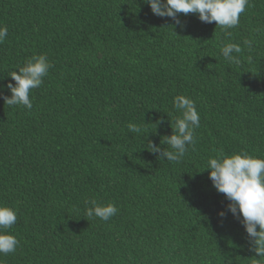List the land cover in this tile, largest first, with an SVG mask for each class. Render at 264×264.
<instances>
[{
  "label": "trees",
  "instance_id": "obj_1",
  "mask_svg": "<svg viewBox=\"0 0 264 264\" xmlns=\"http://www.w3.org/2000/svg\"><path fill=\"white\" fill-rule=\"evenodd\" d=\"M153 15L143 0H0V89L34 55L53 65L30 110L0 99V204L19 241L3 264H254L247 234L211 184L209 157L264 159V0H249L226 40L215 22ZM253 40L250 53L242 44ZM240 44L241 63L220 56ZM252 59L249 60L248 57ZM200 127L180 163L147 142L171 134L172 99ZM129 125L142 129L129 130ZM167 148V145H160ZM113 203L108 221L85 201ZM264 264V257L259 258Z\"/></svg>",
  "mask_w": 264,
  "mask_h": 264
},
{
  "label": "clouds",
  "instance_id": "obj_2",
  "mask_svg": "<svg viewBox=\"0 0 264 264\" xmlns=\"http://www.w3.org/2000/svg\"><path fill=\"white\" fill-rule=\"evenodd\" d=\"M150 7L153 15L159 18H170L174 26L183 27L178 19V14H195L200 22L211 24L215 22L216 28L224 34L226 40L232 36L231 29L237 27L241 14L245 13L249 0H143ZM257 33L264 34V29H256ZM8 35L7 27L0 24V43ZM242 44L251 53L253 40L245 39ZM244 48L240 44L223 42L220 47V56L229 64L239 65V55ZM252 59L251 56L248 57ZM46 55H34L24 61V65L18 71H11L8 76L14 83H7L10 95H2L0 99L12 106H21L30 110L32 100L30 92L39 88L44 78L52 68ZM176 113H169L172 119L171 134L162 137L160 144L147 142L148 151L159 154L158 158L168 162L180 163L188 147L195 144V130L200 127V115L196 109L195 101L185 95H176L172 99ZM129 130L141 133L142 129L136 125H129ZM160 145H167L161 148ZM205 170L212 187L224 195L228 201L226 210L217 213L221 220L228 214L238 219L244 228L252 251L258 259L254 264H261L259 258L264 257V159L253 156L246 151L227 155L220 153L215 157H209ZM84 215L88 219L108 221L114 217L118 208L109 202L99 203L95 198L85 201ZM17 222V211L12 207L0 204V256L15 253L19 241L9 234V230ZM0 264L3 261L0 260Z\"/></svg>",
  "mask_w": 264,
  "mask_h": 264
}]
</instances>
